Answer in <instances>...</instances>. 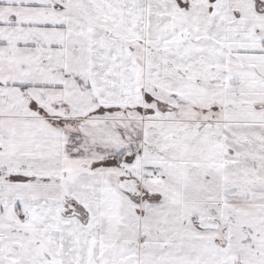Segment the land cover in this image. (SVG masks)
Returning a JSON list of instances; mask_svg holds the SVG:
<instances>
[{
  "label": "snow or ice",
  "instance_id": "obj_1",
  "mask_svg": "<svg viewBox=\"0 0 264 264\" xmlns=\"http://www.w3.org/2000/svg\"><path fill=\"white\" fill-rule=\"evenodd\" d=\"M0 264H264V0H0Z\"/></svg>",
  "mask_w": 264,
  "mask_h": 264
}]
</instances>
